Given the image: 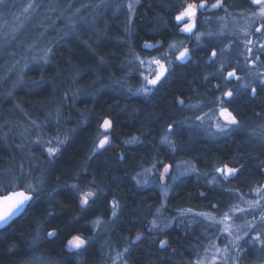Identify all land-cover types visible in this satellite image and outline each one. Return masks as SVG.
<instances>
[{"label": "trees", "instance_id": "obj_1", "mask_svg": "<svg viewBox=\"0 0 264 264\" xmlns=\"http://www.w3.org/2000/svg\"><path fill=\"white\" fill-rule=\"evenodd\" d=\"M188 1L140 0L133 19L126 24L121 11L113 15L110 9L100 13V9L81 7V4L95 5L99 0H39L45 7L31 15L37 20L34 33L16 36L7 58L0 59V182L16 180L27 184L43 178L46 191L23 214L0 229V264H29L37 255L59 262L57 264L66 261L73 264L76 256L64 250L69 233L93 237L82 255L85 262L94 263L101 247L91 222L99 214L107 219L109 244L118 251L129 248L125 255L128 264H187L194 259L197 247L204 239L198 233L203 224L193 225L189 219L200 212L219 217L235 205V197L240 195L244 201L258 198L253 190L264 184V146L258 135L254 136L252 132L264 133V90L257 84L255 97L250 90H233V98L230 101L225 98L224 106L237 115L240 124L229 135L213 136L204 126H188L196 116L214 109L216 106L211 101L226 91L222 86L218 90L214 87L220 85V76H211L207 80L205 77L220 69L217 61L230 34L236 30L233 40L236 43L245 31L239 24L233 28L227 21V24L224 21L216 23L215 12L200 10L198 29H207L212 35H205L197 45L193 35L188 37L178 33L174 19ZM215 1L207 0L209 4ZM28 2L18 3L15 7L20 12ZM224 2L226 12H238L246 3L245 0ZM49 7L54 11H49ZM250 7L255 8L254 5ZM76 8L80 11L76 14L75 32L65 37V32H71L68 18ZM42 12H45V18L41 17ZM80 17H84V21ZM203 19L205 26L202 25ZM103 21L109 25H104ZM222 25L225 29H220ZM250 25L246 30H250V38H253L252 34L257 33L256 25L253 24L251 29ZM43 31L46 37L52 38L50 48L54 53L47 64L32 59L33 56L39 58V48L44 41L34 40L39 33L42 36ZM217 34L220 36L216 38ZM158 39L164 41L162 48L175 40L189 39L186 44L191 50L190 59L173 69L174 80L167 89L156 90L150 97L138 98L121 91L120 85L114 81L122 80L134 89L137 86L138 73L129 75L135 65L127 63L132 53L151 58L153 53L143 49L142 43ZM213 50L217 52L214 62L208 60ZM9 58L15 62L10 71L1 66L2 61ZM261 58L264 60V55ZM24 62L28 67L19 72L16 80L20 87L12 89L13 73ZM247 71L254 74L257 69L250 67ZM34 81L41 83L35 87ZM178 99L184 104L176 103ZM198 104L203 106L199 109L185 107ZM105 117L113 120L111 142L93 159H88L99 141L98 133L102 131L98 125ZM185 120L187 124L175 123ZM195 123L198 125L200 121ZM168 124L173 126L170 139L176 144L175 152L160 143ZM57 135L60 139L65 136L69 139L55 158L48 157L45 151L55 144L33 143L37 138L50 140ZM133 138L138 141L124 143ZM181 162H190L200 174L192 173L171 181L170 191L163 198L156 185L158 176L164 165L170 164L173 168ZM153 163L157 164L152 171L155 184L138 186L133 177L151 168ZM224 164L245 167L235 178L224 181L214 172ZM214 176L220 179L219 182L209 183ZM91 180L105 189V194L83 211L74 200L71 189L58 188L59 185ZM54 188L57 193L50 202L47 193ZM229 189L236 191L229 192ZM83 190L94 189L89 186ZM113 199L121 205L116 218L111 216L110 210ZM188 209L192 211L179 215L178 210ZM50 211L52 216L48 215ZM257 213L252 214L258 216ZM249 214L245 217L250 218ZM73 217L80 219L73 221ZM153 218L170 222L169 227L161 233L149 232ZM38 225L44 235L52 226L63 231L56 238L32 246L31 240ZM137 233H143V238L130 244ZM161 239L168 240L167 247L159 246ZM246 250L247 259L259 256V253L255 255L254 248Z\"/></svg>", "mask_w": 264, "mask_h": 264}, {"label": "snow or ice", "instance_id": "obj_2", "mask_svg": "<svg viewBox=\"0 0 264 264\" xmlns=\"http://www.w3.org/2000/svg\"><path fill=\"white\" fill-rule=\"evenodd\" d=\"M140 3V0H132V2L127 4V8L129 13L134 12L136 5ZM250 3L253 5L260 6L259 11L252 13L254 17H258L261 20H264V0H250ZM5 4V0H0V6ZM110 4V0H99V3L95 5L81 4V7L88 8L92 7L94 9L99 8H108ZM222 6V0H216L215 3L208 4L207 0H200L197 3H188L186 6L182 8L181 11L177 15H175L174 19L177 22V27L180 32L192 34L197 41V45H199L201 38L205 35H212L211 33H196L194 29L197 27L196 18L198 10L205 9L207 7H211L213 9L220 8ZM45 5L40 3L39 0H29L25 7L20 10V15L15 16V24H12L9 31H5L3 35L8 37L13 35L20 28L23 27V23L21 21V16L24 18H29L33 13L37 12V9L44 8ZM71 7V5L69 6ZM120 5H116V10H119ZM49 11H54V9L49 7ZM80 8H76L72 13V16L69 17V27L71 32H65L64 36L68 37L75 32L76 27V14L79 13ZM84 17H80L81 21H84ZM183 25L180 27V25ZM9 22L5 21L4 27H8ZM264 29V24L260 27L256 28L255 31L257 33L264 34L262 32ZM160 41H156V44H153L150 41L144 42V47L146 49H154L157 44H160ZM252 40H247L245 42V47L247 52L254 56V59L249 60V63L256 64V61L260 60V55H264V43H260L258 47L259 54L253 53L252 47H248L252 45ZM31 47V46H30ZM177 47L176 44H171L169 49H175ZM223 51V50H222ZM52 48H43L40 50L39 58L33 56L32 59L36 63L43 62L45 64L50 62V58L53 55ZM160 57H151V58H141L140 55L136 53H132L131 59L127 62L129 65H135V67L130 69L129 75L133 73H138L139 78L143 80V83L138 88H131L126 86L125 82L122 80L114 81L115 84L120 85V90L126 92L132 96H143L150 97L154 94V92L158 89V86L166 81L172 74H174V70H172L171 65L173 64V60L170 58L168 53H162ZM191 50L187 47L183 48L182 51L179 52L177 56H175V60L177 61H187L190 59ZM217 56V52L213 50L211 55L208 57L209 61L214 62V58ZM248 60V57H245ZM103 63V60H101ZM25 68L28 67L27 64L24 65ZM223 68L224 65L221 64V68L216 73H210L205 77V80L209 79L211 76H220L224 80L228 81L231 79H236L239 81L241 77L237 75V71L234 68L232 71H228L226 76H223ZM23 71V69H21ZM22 80L23 78L20 77ZM41 81H34L33 86L38 87ZM261 90H264V73L259 74H250V80L248 83L239 84L236 89L239 92L240 89L250 90L251 95L255 97L258 94L257 86ZM215 89H219L220 85H215ZM79 90H77L78 92ZM11 93H9L10 95ZM234 96V91L229 89L222 93L221 96L216 97L211 101L216 107L214 109H210L208 113H205L203 116H196L192 122L189 124V127H203L205 120L209 122V127L206 131H211L213 136L217 135H229L233 128H239L240 124L237 119V115L233 114V111L229 110V107L224 106L226 103L225 98H228L230 101ZM75 98V94L73 95ZM176 103L183 105L184 101L178 99ZM202 104L198 105H186L185 107L189 109H199L202 107ZM59 115V113H58ZM196 121H200V124H196ZM214 121V123H213ZM177 125L187 124V120L185 121H177L175 122ZM33 124L35 122L33 121ZM37 127H39L37 125ZM99 129L102 130L98 134L103 138L99 139L98 143L92 150V155L88 157V159H93L95 155L99 152V150L104 149L108 144H110V130L113 128V120L110 118H103L102 122L98 125ZM214 128V131L212 129ZM172 124L167 125V129L165 134L161 137L160 143L167 145L169 150L172 152L176 151V144L173 140L170 139V136L173 133ZM252 135H258L261 145L264 146V133H256L253 130ZM69 137L65 136L64 139H60L59 135L55 136L50 140H42L37 138L33 143L37 144H48L56 146H49L45 149L48 157L55 158L58 154H60L61 149L67 144ZM138 141V138H133L131 140L124 141L125 144H134ZM123 154H121V159H123ZM183 171L177 172L176 175H172L171 179L173 182L180 179V177L187 176L192 173H196L199 175L200 173L195 168V166H189L188 162H182ZM157 164L153 163L151 168H146L143 172H138L134 177L136 184L138 186H143L149 183L146 174L152 173L154 169H156ZM181 167V165H177V168ZM244 165H240L237 167H230L228 164H224L222 167H217L214 169L216 174H219V178L227 181L230 178H235L240 172L243 171ZM172 165H164L163 173L160 174L161 181L165 180V177L169 176L171 173ZM86 169L84 172L86 173ZM207 175V174H205ZM79 179V176L77 177ZM217 177L214 176L212 181L209 183H218ZM45 181L43 178L37 180L35 183L29 182L27 184H23L22 181L9 180L8 182H0V229H3L9 223L19 215L23 214L26 209L31 205V203L35 200H38L46 191L43 187ZM91 187L94 190H83L85 187ZM59 187H67L71 189L74 193V200L77 202L79 208L83 210H87L91 208L97 201L98 197L105 194V189L101 188L96 184L95 180L85 181L83 183H72L70 185H59ZM162 187H165V196L167 195V186L162 184ZM236 190L229 189V192H234ZM253 191L257 193L258 198L255 200H247L244 201L248 205L247 209L240 208L238 206L232 205L229 210L222 213L219 218L212 213L200 212L196 213L197 216L203 217L205 220L210 221L212 226H221L217 233V238L220 236L225 237V241L223 246L216 244L214 241H211L208 247L204 248V255L201 256L197 253V259L195 262L190 261L189 264H206V258L210 256V260L207 261V264H241V261L245 258L244 253L246 249L250 248H258L259 252H264V184L255 188ZM57 193V189H52V191L48 192L49 201H54L55 194ZM203 195V193H201ZM240 200H243V195H240ZM121 205L118 200L113 199L110 202V210L111 216L113 218L118 217ZM215 208V205H213ZM249 210L255 212L259 210V215H252V219H244L243 223L237 224L235 223V218L237 213L241 215L249 214ZM160 210L157 209V212ZM192 210H178L179 215L183 216L187 213H190ZM49 216H52L53 213L50 211L48 213ZM73 221H77L78 217H73ZM71 223V222H69ZM105 222L101 220L99 217L91 222L92 227L94 229L100 228ZM169 223H161L153 218L150 221V226L148 228L149 232L161 233L164 229L169 227ZM68 225H66V228ZM63 230L58 229L55 226L50 227V230L47 231L46 235L43 234V229L41 226H37V230L35 235L31 240L32 246H38L42 240H48L52 238H56L61 234ZM226 234V235H225ZM143 233H137L133 240H130V244H134L136 241H139L143 238ZM93 237H87L80 234H71L69 233L66 237V243L64 244V250L70 254L75 256H82V254L88 250V247L91 245ZM167 239H161L159 241V246L161 248H165L168 246ZM129 252V248L125 247L122 251L116 253V257L113 260V264H116V261H121V264H126V261L123 260V257ZM29 264H53L50 260H48L45 256H34L29 261ZM65 264H71L70 261H66ZM264 264V261L261 262Z\"/></svg>", "mask_w": 264, "mask_h": 264}, {"label": "rangeland", "instance_id": "obj_3", "mask_svg": "<svg viewBox=\"0 0 264 264\" xmlns=\"http://www.w3.org/2000/svg\"><path fill=\"white\" fill-rule=\"evenodd\" d=\"M26 1H28V0H5V4L3 6H0V59L1 58H7V55L10 52V48L12 47L13 41L16 38V36L18 37V35H26L27 33H30L31 31H32V33H34V29H35L37 20L34 19L32 16H30L29 18H24L23 16H21V21L23 23V27L20 28L19 31H17L16 33H14L13 35H10L8 37H5L3 35V33L5 31H9L10 30V27H11L12 24L16 23L15 16L20 15V12L15 7L16 4H18V3L19 4L20 3L23 4ZM130 2H132V0H110V4H109L108 8H99L101 10L100 13L101 12L105 13L108 9H110L111 10V14L115 15V14H117V13H119L121 11L120 14H122L124 16L126 24H127L130 20L133 19L135 10H136L137 6L140 4L139 3L138 5H136L134 12L129 13L128 8H127V4L130 3ZM188 3H192V0L188 1L187 3H185V6ZM116 5H120L119 10H116ZM259 7H258V9L255 12L259 11ZM208 10L210 12L212 11V10H210V8ZM88 12L90 13V11H88ZM225 13H226V10H224L222 12L221 17L215 15L214 16L215 22L218 23V22L224 21L226 23V21H227V23H230V25L234 26L233 28H235V26L237 24L236 21H235L236 18L233 19V16H232L233 14H228L227 18L223 17L225 15ZM229 16H231V17H229ZM41 17L42 18L46 17L45 12L41 13ZM53 19L55 21V17ZM203 20H202V25L205 26L206 22H205V20L204 21ZM5 21L9 22V26L8 27H4ZM54 21H52L51 24H53ZM103 24L106 25V26H107V24L109 25V23H106L105 21H103ZM248 24H251L249 26L250 29H251V26L253 24H255L256 25L255 27L258 28L262 24H264V20H261L258 17H254L252 15L251 18H249L247 22H241L239 24V27H243V30L245 32L240 36V41H236V43H235V41H233L234 37L236 36V34H235L236 30H234L233 33H231L230 36H229L228 43L224 44L225 45L224 48L221 49V55H220V57L218 58V61H217L218 62L217 65H219L220 68H221V64L224 65L223 73H222L223 76H226L227 72L228 71H232L234 68L239 70V72H241V73L242 72L245 73L241 77V79L239 81H237L236 88H238L239 84H244V83H248L249 82L251 72H248L247 70L250 67L252 68L253 67L252 65H254L252 63H249V60H251L252 58L254 59V56L247 52V49L245 47V42L247 40H252L253 41V44L249 45L248 47H252L253 53H255V54H259V52L257 51L258 47H259V44L260 43H264V34H261V33H256L255 35L252 34L253 38H250V35H251L250 34V30H246V26ZM196 25H197V27L194 30V32H196V33H208L207 29L199 30L197 22H196ZM220 29H225V27L222 25L220 27ZM42 30H45V28L42 27ZM59 31H60V29H58V32ZM262 32H264V29H262ZM185 34L187 36L189 35L188 37H190L192 35V34H188V33H185ZM237 35H239V33ZM217 36H220V35L217 34L216 38H217ZM204 37L205 36H203L202 38H204ZM202 38H201V40H202ZM40 39H42L44 42H42V47L39 48V51L41 49H43V48H46V47L50 48V46H51V41L50 40L52 38L49 39L48 37H46L45 31L42 32V36H41V33H39L38 37L34 41L37 42ZM188 40H185V39H183V40H175L174 42L169 43L162 53H168L170 58L174 59L176 54L179 53L182 50L183 45H187L186 43H188ZM193 40L195 41V43H197V41L195 40L194 35H193ZM171 44H176L177 47L175 49L170 50L169 46ZM18 56H20V55H18ZM158 57L163 58L161 55L158 56ZM245 57H248V60H246ZM3 62H4V64H3ZM25 64L28 65L27 62H24L23 65L17 67V69H18L17 72H14L16 74L14 75V73H13L12 81H11V84H13L12 89L20 87L19 86L20 84L16 83V80L19 79L18 78L19 75H20L19 72H22L21 69L25 68V67H22V66H24ZM14 65H15V62L12 61L10 58H9V60H6V61L3 60L2 63H1V66L4 67V69L8 70V71H10V69L12 70ZM255 65H259L258 61H256ZM260 67L264 68V61L263 62L261 61V66ZM225 68H228L229 70H226ZM253 73L254 74H259V71L257 70V71H254ZM222 80H224V79L222 78ZM232 80H235V79H231L230 81H232ZM142 83H143V80H142ZM136 88H137V86H136ZM242 91H245V90H242ZM213 123H214V121H213ZM209 126H210L209 122L207 120H205L204 127L208 128ZM235 128L236 127H234V129ZM212 131H214V128L212 129ZM101 138H103V137L101 135H99V139H101ZM178 164L181 165V167L177 168ZM178 164L171 169V171L173 170V173L172 174L170 173L169 176L165 177L164 181H161V179H160V174L163 173V171L160 172V174L158 176L159 181H158V183H156V185L159 186L160 192H162L163 198H165L167 195L165 196V194H164L166 189H165V187H162V184L167 186V194H168L169 191H170L169 190V185L171 184V181H172L171 175H176L177 172L184 170L182 162L178 163ZM188 165L191 166V163L188 162ZM141 178L142 179L143 178H147L151 185L155 184V180L154 179L156 177L153 176V173L152 174L151 173L146 174L145 177H141ZM212 180H213V177L211 178L210 181H212ZM217 180L219 181L220 179L217 177ZM29 182H33V181H28V183ZM239 197L240 196L235 197V201H236L235 206L247 209L248 205L246 203H244V199L240 200ZM256 211L259 212V210H256ZM252 213L253 212H251L249 214L250 218H248V217L246 218L245 215H241L240 213H237L236 214L237 218H235V223H237V224L243 223L244 219L251 220L252 219V215H253ZM257 214L259 215V213H257ZM98 217L106 223L107 219L104 216H102V214H99ZM219 217L217 216V218H219ZM158 219L159 218H157V220ZM158 221L161 223V225H163V221H161V220H158ZM189 221H191L190 223H193V225H194V223L203 224V226H201V229L198 231V233L200 234V236L204 237V239L202 240L200 245H198V247H197V251L195 252L196 254L194 255V259L191 260L192 262L196 261L197 253H199L201 256L204 255V248L208 247L211 241H214L216 244L220 245L221 247L223 246V243L226 242L224 236H220L219 238H217V233H218L219 228L221 226H219V225L212 226L210 221H207L203 217H200V216L199 217L196 216L194 218H191V219H189ZM104 224L100 228L94 229V232L96 234H98V235H95V237H96V240L98 239L97 243H98V245H100L101 251L98 252V254L96 256V261L94 263H92V264H113V260L116 257V253L120 252V251H118V248L113 247L112 244H109V237H108L109 235L106 232V229L108 228V225H106V224H108V223H106L105 225ZM254 253H255V255L259 253L258 255L261 258L259 256H254L253 258L251 257V259L250 258L247 259L246 256L244 255L245 258L241 261V264H261V262L264 261V252H259L258 248H254ZM37 256H39V255H37ZM123 260L126 261L125 256L123 257ZM208 260H210V256L206 258V264H207ZM50 261L53 262V264L59 263V262H56V261H53V260H50ZM189 262L190 261H187V264H189ZM73 264H88V263L84 261V257L82 255V256H79V257L76 256L75 257V261H74ZM116 264H121V261L117 260ZM126 264H128V261H126Z\"/></svg>", "mask_w": 264, "mask_h": 264}, {"label": "flooded vegetation", "instance_id": "obj_4", "mask_svg": "<svg viewBox=\"0 0 264 264\" xmlns=\"http://www.w3.org/2000/svg\"><path fill=\"white\" fill-rule=\"evenodd\" d=\"M200 2V0H192V3H199ZM216 2V1H215ZM215 2H213V3H215ZM245 5L244 6H242V7H240L239 9H238V12H230V11H227L226 13H225V15L223 16V17H226L227 18V16H228V14H233L232 16H233V19H235V21H236V23L237 24H240L241 22H247L248 21V19L249 18H251V16H252V13H253V11H256L257 9H258V7L259 6H257V5H254L255 6V8L253 9V8H251L250 6L251 5H253L252 3H250V0H245ZM208 3V2H207ZM209 4V3H208ZM212 4V3H211ZM210 5V4H209ZM224 6H225V2H224V0H222V6L220 7V8H218V9H216V10H212L211 12H215L216 13V15L217 16H220L221 17V14H222V12L225 10L224 9ZM210 7H207V8H205V9H200L201 11H204L205 13L206 12H210L208 9H209ZM200 10H198V13H197V18H196V22L198 21V18H199V14H200ZM229 17H231V16H229ZM260 22V21H259ZM183 25L181 24L180 25V27H182ZM176 27H177V23H176ZM177 29H178V27H177ZM178 33L179 34H182V35H184V36H186V34L185 33H183V32H180L179 31V29H178ZM156 41H160V42H162V44L161 45H159V46H157L156 45V47L154 48V49H146L145 47H144V43H142V47H143V49H145V50H147V51H149V52H151V53H153V56H151V57H158V56H160L161 54H162V52L165 50V48L166 47H164V48H162L163 46H165L164 45V41L163 40H161V39H158V40H155V41H150V42H152L153 44H156ZM185 47H189V46H187V45H183V48H185ZM183 48H182V50H183ZM181 50V51H182ZM159 51V53L158 54H156L157 52ZM179 53H177L176 54V56L178 55ZM253 59V58H252ZM262 58H261V55H260V60H258V64L261 66V61L263 62L264 60H261ZM174 62H173V64L171 65V68H172V70L176 67V66H178L179 65V63H181V64H185V63H182L181 61H177V60H175V57H174V59H172ZM259 65H252L253 66V68H255V69H257V70H261V72L260 73H264V68H262V67H260ZM232 69V68H231ZM226 70H229L228 68H226ZM236 71H237V75L239 76V77H242L243 75V73H241V72H239V70H237L236 69ZM173 78H172V75L166 80V81H164V82H162L159 86H158V89L157 90H164V89H167L168 87L167 86H169L172 82H173ZM236 83H237V80L235 79V80H232V81H230V80H228V81H224V80H222L221 81V83H220V87L222 86V88H226V90H229V89H231V90H236L237 88H236ZM141 84H142V79H140L139 78V74H138V80H137V88L138 87H140L141 86ZM240 90H244V89H240ZM138 98H142L143 96H137Z\"/></svg>", "mask_w": 264, "mask_h": 264}, {"label": "water", "instance_id": "obj_5", "mask_svg": "<svg viewBox=\"0 0 264 264\" xmlns=\"http://www.w3.org/2000/svg\"><path fill=\"white\" fill-rule=\"evenodd\" d=\"M216 9H218V8H216ZM216 9H213V8L210 7V10H216ZM195 29H196V28H195ZM195 29H194V30H195ZM161 44H162V42H161L160 44H157V46H159V45H161ZM187 48H189V47H187ZM190 57H191V56H190ZM187 61H188V60H187ZM187 61H184V62H182V63H186ZM19 216H20V215H19ZM16 218H17V217H16ZM14 219H15V218H14ZM14 219H13V220H14Z\"/></svg>", "mask_w": 264, "mask_h": 264}]
</instances>
